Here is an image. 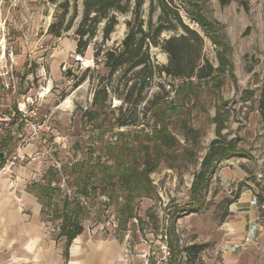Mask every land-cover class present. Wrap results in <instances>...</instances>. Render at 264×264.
<instances>
[{"label": "rangeland", "instance_id": "rangeland-1", "mask_svg": "<svg viewBox=\"0 0 264 264\" xmlns=\"http://www.w3.org/2000/svg\"><path fill=\"white\" fill-rule=\"evenodd\" d=\"M193 1L200 3L203 13L208 18L217 20L224 27L226 39L231 47L230 58L233 63L235 84L230 77H227L224 85L218 89L194 80L191 97L184 108V117L196 133L193 136L188 135L180 124L170 125V130L178 143L171 152L161 157L156 169L150 175L154 193L149 197L134 200L133 216L128 219L125 229L120 228L118 224L120 233L126 229L130 230L133 259L140 258L144 264H223L222 224L230 214L229 205L225 200L233 197L240 184V190L250 187L256 193L259 192V187L255 184L264 185V130L256 109V100L264 74V0H248L247 10L240 6L239 0L232 1L226 6H221L217 0ZM53 11L54 6L45 0H0V42L13 44L15 49H18V59H23L19 56H22L23 51H28L27 47L25 50L19 48V43L23 45L27 42L33 50L34 43L40 39L39 49L33 51L34 54L31 53V58L25 56V59L38 61L42 57L48 65L60 58L55 53L64 52L62 57L64 63L57 67V71H50L52 90L44 99L41 109L44 114L54 111L51 116V127L57 130L60 136L67 134L70 137V156L78 154L80 157L92 142L89 137L90 129H97L99 135L119 131L117 130L119 125L115 122L119 115L118 108L121 106L119 99L112 98L107 102L106 107L96 110L91 118L85 117L83 113L87 110L94 111L93 95L98 88L99 80L106 76V69L101 62L102 53L120 44L127 31L125 21L130 16L118 15V24L108 40L103 41L100 33L91 40L82 53L84 63L87 61L88 65L84 64L82 68L72 58V55L77 53L74 28L63 33L59 38L47 34ZM181 14L184 16L183 11ZM184 20L201 32L196 24L185 17ZM28 29L30 35L27 34L26 41L23 35ZM162 36L166 37L168 33ZM96 49L101 51L97 63L93 57ZM204 53L213 65L217 64L215 49L208 38H205ZM150 54L158 64L167 62L166 54L159 48L151 47ZM63 64L66 65L67 72L62 71ZM86 68L90 71L87 72L85 80L73 87ZM116 78L117 74L112 83H115ZM180 82L165 76L157 77L146 96L151 98L158 93L159 96L168 95L167 99L181 100L180 91H175L176 85ZM37 84L35 82V86ZM158 85H162V88ZM246 97L248 100H245ZM68 99L72 100L71 106L66 103L61 107V103ZM164 101L165 98H162L160 103ZM63 107H67L65 112H62ZM143 107L144 104H141L136 109L137 124L151 127L150 115H143ZM69 109H72L71 114ZM216 115L223 124L221 139L226 142L235 141L236 147L243 150L249 158L235 156L217 163L203 207L191 212L185 210L192 202L190 188L210 142L216 138L217 124L214 122ZM142 125L130 128L124 126L122 131L124 134L129 133V130L134 133ZM99 141L98 153L110 163L112 151L102 136ZM26 148L27 145H24L23 150L25 151ZM35 148L36 146L28 153H35ZM57 156L61 163L69 159L61 149L58 150ZM33 162L38 163L35 160L29 162L26 157L4 171L8 174L12 172L10 174L14 176L19 166L29 165L30 168ZM100 180V175L95 172L87 182V192L95 198L104 186L106 189L104 194L109 197L112 209L119 219L118 209L122 201L121 197H118L120 191L113 185L115 182H108L105 186V182ZM70 182L75 183L73 177H70ZM258 216L262 227L258 238L253 246L243 252H236L235 256L260 264L264 261L258 252V248L264 246V214ZM88 218L87 221L82 222L84 228L85 225L97 226L93 217ZM57 231L54 229L53 233L57 234ZM196 244L204 245L203 250L197 255H187L184 249ZM132 262L133 260L129 264Z\"/></svg>", "mask_w": 264, "mask_h": 264}, {"label": "trees", "instance_id": "trees-1", "mask_svg": "<svg viewBox=\"0 0 264 264\" xmlns=\"http://www.w3.org/2000/svg\"><path fill=\"white\" fill-rule=\"evenodd\" d=\"M54 6L52 22L48 25L47 34L54 38L71 28H74L76 38V52L82 54L91 40L98 33L103 41L109 39L118 24V15L129 14L125 21L127 31L120 44L102 53V66L106 69V76L101 78L92 100L94 111H85L84 116L91 118L96 110H102L112 98L119 99L121 106L116 124L125 127H138L136 109L144 104L143 115L149 114L151 127L142 125L134 133L129 130L113 133L118 143L111 144L107 140L108 148L112 151L110 163L100 160L98 153L99 142L93 140L80 157L75 160L67 159L62 163V170L68 182L77 190L88 194L87 182L95 172L100 175V182H115L120 191L121 206L118 209L120 228L125 229L133 211L135 199L149 197L154 193L150 175L156 169L161 157L173 150L178 141L170 130L172 123L180 124L185 134L194 135L196 131L187 123L184 108L192 94L194 80L207 86L220 89L225 78L230 77L235 84L233 63L230 58L231 47L226 39L224 27L215 19L208 18L202 11L199 2L193 0H45ZM221 6H226L236 0H217ZM240 6L248 9V0H239ZM184 12V16L181 14ZM184 17L196 24L200 30L188 24ZM164 33L168 36L163 37ZM205 38H208L215 49L217 64L213 65L204 53ZM159 48L166 54L165 64L156 63L150 48ZM101 51L96 49L93 57L99 59ZM264 70V65H263ZM86 68L83 74L73 84L78 86L85 80ZM117 74L115 83L113 78ZM168 77L181 81L175 91L181 93V100L167 99L168 95L159 96L155 93L147 98V91L157 77ZM103 82V83H101ZM162 88V85H158ZM165 101L160 103V100ZM245 100H248L247 97ZM257 111L264 130V74L256 100ZM217 124L216 138L213 139L202 158L200 169L194 175L190 188L192 202L185 210L191 212L201 209L204 205L209 182L215 173L217 163L231 157H245L248 155L236 147L235 141L226 142L221 139L223 129L219 116L214 118ZM219 123V125H218ZM148 124V123H147ZM92 128V127H91ZM97 131V129L94 128ZM98 132V131H97ZM131 133V134H130ZM105 135V134H104ZM103 136V135H100ZM191 136V137H192ZM92 139V138H91ZM15 145L11 135L0 143V169L5 165L7 155ZM70 177L75 183L70 182ZM45 184L31 183L30 192L42 205V214L46 218L51 214V220L58 222L56 238L63 237V254L68 256V249L72 240L83 231V221L88 218L86 211L75 201L62 199L50 207L53 188L50 182L57 178V172L49 167L45 171ZM256 193L258 203L264 201V185ZM241 184L231 199H226L227 205L238 198ZM106 189L100 190L104 194ZM44 207H50L48 211ZM204 248L202 244L191 245L184 251L187 255H197Z\"/></svg>", "mask_w": 264, "mask_h": 264}, {"label": "built area", "instance_id": "built-area-1", "mask_svg": "<svg viewBox=\"0 0 264 264\" xmlns=\"http://www.w3.org/2000/svg\"><path fill=\"white\" fill-rule=\"evenodd\" d=\"M27 34L30 35V29L24 35L26 41ZM25 45L28 48L30 58L31 53L34 54L33 51L40 47L38 42L34 43L33 50L27 42ZM74 54L72 55L73 61L84 68L85 63L82 54ZM17 58L18 51L13 44H7L5 41L0 42V143L5 137L11 135L12 142L16 146L14 152L7 155L6 163L2 169H9L27 157L29 162L35 160L45 164L47 168L51 167L56 170L57 178L50 182V186L54 190L50 207L62 199L75 201L86 211L88 217L91 216L95 219V224L100 226L101 233L119 240L123 260L130 263L133 260L130 230L126 229L121 233L118 230L119 219L112 209L109 197L105 194H99L92 198L89 194L77 190L70 185L62 170V163L57 156L58 150H63L69 156V160H75L78 156H70V137L67 134L60 136L58 131L51 127V116L54 111L42 113L43 101L51 94L52 90V79L47 70L48 63L42 57L38 61L28 59L24 62H19ZM61 69L67 72L65 64L61 66ZM35 82L38 83L37 86H35ZM66 108L63 107L62 112H65ZM123 129L124 126H121L117 130L122 131ZM89 137L95 144L99 141L100 135L96 130L90 129ZM102 137L111 144L117 140L115 134L107 133ZM29 144L36 146L35 153H25L24 145ZM104 159V157H100L101 162ZM44 175L45 171L39 168L34 172L31 181L45 184ZM252 202L257 205V197ZM50 207H44V210L48 211ZM44 222L53 230H58L57 222L51 220V214L44 218ZM259 226L260 223L250 225L244 243L255 242L256 231ZM237 247L238 244L229 246L230 250H235Z\"/></svg>", "mask_w": 264, "mask_h": 264}, {"label": "crops", "instance_id": "crops-1", "mask_svg": "<svg viewBox=\"0 0 264 264\" xmlns=\"http://www.w3.org/2000/svg\"><path fill=\"white\" fill-rule=\"evenodd\" d=\"M25 47V43H19V48L25 50ZM28 53L29 51H23L19 57L25 59V56H29ZM55 54L60 58L48 65L49 73L57 71V67L65 61L62 58L64 52ZM23 59L17 58L19 62L26 60L22 61ZM71 101L64 100L61 107L66 103L71 106ZM69 112L71 114L72 109ZM34 147L32 144L27 145L25 153L29 154L28 151H32ZM33 165L30 168L29 165L19 166L14 176L10 174L12 172L8 174L4 171L9 169H0V264H129L123 260L119 240L101 233L99 225L83 226V231L72 240L67 258L64 257V240L62 237L56 239L54 235L57 234L53 233V228L45 224L42 205L29 189L34 172L39 168L46 171L47 166L36 162ZM252 190L250 187L240 190L238 198L229 204L230 214L222 224L223 264H259L235 256L236 252H243L253 246V243H244L250 225L260 223L256 231L257 238L262 228L258 215L264 214V204L256 205L252 202L257 197ZM234 244H238V247L230 250L229 246ZM263 250L264 246L258 248L260 257L264 260ZM132 264L144 263L135 257ZM260 264H264V261Z\"/></svg>", "mask_w": 264, "mask_h": 264}, {"label": "bare ground", "instance_id": "bare-ground-1", "mask_svg": "<svg viewBox=\"0 0 264 264\" xmlns=\"http://www.w3.org/2000/svg\"><path fill=\"white\" fill-rule=\"evenodd\" d=\"M88 63H89V62H88ZM85 64L88 65V64H87V61H85Z\"/></svg>", "mask_w": 264, "mask_h": 264}]
</instances>
